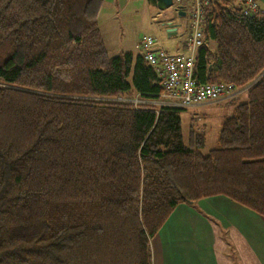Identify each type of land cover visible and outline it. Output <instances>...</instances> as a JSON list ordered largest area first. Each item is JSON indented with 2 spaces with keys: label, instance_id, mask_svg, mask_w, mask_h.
<instances>
[{
  "label": "trees",
  "instance_id": "1",
  "mask_svg": "<svg viewBox=\"0 0 264 264\" xmlns=\"http://www.w3.org/2000/svg\"><path fill=\"white\" fill-rule=\"evenodd\" d=\"M104 2L0 0V264H151L173 208L206 196L264 216V15L203 6L193 78L245 97L202 153L140 51L108 54Z\"/></svg>",
  "mask_w": 264,
  "mask_h": 264
},
{
  "label": "crops",
  "instance_id": "2",
  "mask_svg": "<svg viewBox=\"0 0 264 264\" xmlns=\"http://www.w3.org/2000/svg\"><path fill=\"white\" fill-rule=\"evenodd\" d=\"M257 3L264 9V0ZM180 5L185 15L172 11L186 18L188 27L191 5ZM166 21L181 25L175 17ZM175 53H188L183 40ZM149 245L151 264H264V216L221 194L182 202L173 208Z\"/></svg>",
  "mask_w": 264,
  "mask_h": 264
},
{
  "label": "rangeland",
  "instance_id": "3",
  "mask_svg": "<svg viewBox=\"0 0 264 264\" xmlns=\"http://www.w3.org/2000/svg\"><path fill=\"white\" fill-rule=\"evenodd\" d=\"M170 17H175L181 24L173 35H168L162 26L164 20ZM97 23L110 56L126 50L140 51L137 43L144 35L154 37L160 47L175 53L188 32L186 18L177 17L171 8L160 9L148 0H105ZM240 91L236 89L232 96L186 107L181 112L183 134L187 135L189 129L205 133L202 153L218 146V132L223 118L236 102L245 97Z\"/></svg>",
  "mask_w": 264,
  "mask_h": 264
},
{
  "label": "built area",
  "instance_id": "4",
  "mask_svg": "<svg viewBox=\"0 0 264 264\" xmlns=\"http://www.w3.org/2000/svg\"><path fill=\"white\" fill-rule=\"evenodd\" d=\"M241 12L245 16L264 15V9L257 0H238ZM174 4L190 3L188 9V32L183 46L188 53H170L159 46L157 40L142 36L137 45L143 58L154 68L161 79L163 91L160 103L190 107L211 102L235 94L233 84L197 83L193 78L194 54L203 43V6L207 0H173Z\"/></svg>",
  "mask_w": 264,
  "mask_h": 264
},
{
  "label": "water",
  "instance_id": "5",
  "mask_svg": "<svg viewBox=\"0 0 264 264\" xmlns=\"http://www.w3.org/2000/svg\"><path fill=\"white\" fill-rule=\"evenodd\" d=\"M151 4L159 7L160 9L164 8H171L173 11L177 13V15L183 16L185 15V10L183 9V6L180 4H174L173 0H148ZM178 23L175 24L171 21H166L162 23L163 28L166 30V32L174 33L176 28L178 27ZM247 85L246 87H248ZM244 87L243 90L246 88Z\"/></svg>",
  "mask_w": 264,
  "mask_h": 264
}]
</instances>
